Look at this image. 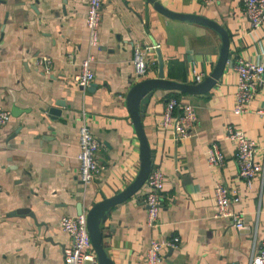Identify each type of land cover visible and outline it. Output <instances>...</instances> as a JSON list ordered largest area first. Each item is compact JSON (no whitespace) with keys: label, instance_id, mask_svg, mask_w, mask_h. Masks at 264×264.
<instances>
[{"label":"crops","instance_id":"0c3cea01","mask_svg":"<svg viewBox=\"0 0 264 264\" xmlns=\"http://www.w3.org/2000/svg\"><path fill=\"white\" fill-rule=\"evenodd\" d=\"M170 10L215 19L229 35L231 62L206 90L190 92L156 87L143 95L141 118L152 166L164 171L157 223L146 221V185L113 203L100 220L102 244L114 264H146L149 238L177 236L162 244L159 264H250L264 245V184L238 174L235 143L226 123L242 127L257 142L254 157L264 160L263 80L243 113H234L237 72L242 57L264 63V21L251 28L241 0H157ZM99 42L91 49L90 87L73 79L90 50L85 21L87 0H0V105L10 109L0 128V264H65L63 246L70 235L59 218L85 211L96 200L121 190L140 163L139 138L126 104L129 86L142 77L131 60L133 44H156L144 76L196 82L212 70L221 36L201 22L169 16L152 0H101ZM52 58L50 71L34 59ZM197 80V81H200ZM169 90L191 102L196 119L177 137L161 117ZM85 120L100 141L102 169L84 185L79 177L78 127ZM223 152L208 162L209 145ZM151 166V167H152ZM222 182L240 195L231 206L243 210L248 227L238 229L215 215L214 185ZM264 264V263H263Z\"/></svg>","mask_w":264,"mask_h":264},{"label":"built area","instance_id":"2783aa9c","mask_svg":"<svg viewBox=\"0 0 264 264\" xmlns=\"http://www.w3.org/2000/svg\"><path fill=\"white\" fill-rule=\"evenodd\" d=\"M205 3L210 0H203ZM241 6L249 18L251 28H257L264 21V0H241ZM102 17L101 0H87L85 21L88 30V44L90 50L83 56L79 63V68L73 74V79L86 86L94 77L91 62L94 59L92 47L99 42V26ZM156 44L141 43L135 41L132 51V63L134 71L139 76H144L153 62L149 51ZM35 64L40 65L45 71L51 70L52 58L48 54H38L34 59ZM233 67L237 72V82L235 91L234 113H243L247 110L250 100L258 89V85L263 80L264 63L242 57L234 60ZM194 80L202 78V72L195 71L192 64ZM258 111L263 112V108ZM10 109L0 105V128L7 121ZM196 119V111L191 102H183L175 95H169L163 106L161 124L173 126L177 137L187 135ZM225 137L230 138L235 143V159L238 164V174L242 176L247 184H251L254 176H259L261 184H264V160H257L254 157L257 142L249 136L246 131L233 123H226L224 127ZM79 150V177L86 185L94 176L99 174L102 164L97 158L96 151L100 146L98 138L90 131L85 120L78 127ZM223 160V152L216 142L209 145L208 162L219 164ZM164 171L159 165L151 167L144 183L146 191L143 194V201L147 207L146 221L150 225L157 223L159 207L162 199V188ZM214 196L216 201L215 215L227 216L233 225L238 228L248 227L245 222L243 210L231 206V202L238 201L239 193L235 188H230L222 182L214 185ZM63 230L70 235V242L63 246V261L65 264H98L96 253L93 249L90 235L87 229L86 211L82 209L76 213H65L59 218ZM178 237L161 240L156 236L149 238L146 249V264H159L162 258V244L174 245ZM250 264L264 263V245H260L250 258Z\"/></svg>","mask_w":264,"mask_h":264},{"label":"water","instance_id":"95a60500","mask_svg":"<svg viewBox=\"0 0 264 264\" xmlns=\"http://www.w3.org/2000/svg\"><path fill=\"white\" fill-rule=\"evenodd\" d=\"M152 2L157 9L169 16L193 20L213 27L221 36L220 51L212 70L200 81L187 82L177 80L175 78L165 76L163 72L160 71L158 75L142 76L129 86L126 92V104L139 138L140 163L135 176L121 190L111 195L103 196L102 198L94 201L86 210L87 229L93 249L97 256L98 264H114L102 244V230L100 227L101 218L106 215L108 209L113 203L124 199L142 185L152 166L150 146L141 118L142 113L140 105L142 103L141 99L143 95L156 87L186 90L190 92L204 91L215 82L216 78L222 72L225 62L227 60L228 62H231V58H228L229 35L223 25L215 19L203 14L195 12H178L166 8L157 0H152ZM92 83L93 82L90 81V83L87 84V87H90ZM80 211H82L81 202L77 204V212Z\"/></svg>","mask_w":264,"mask_h":264},{"label":"trees","instance_id":"16d2710c","mask_svg":"<svg viewBox=\"0 0 264 264\" xmlns=\"http://www.w3.org/2000/svg\"><path fill=\"white\" fill-rule=\"evenodd\" d=\"M169 91H170L169 95H175L178 97L179 91H177V90H169Z\"/></svg>","mask_w":264,"mask_h":264}]
</instances>
